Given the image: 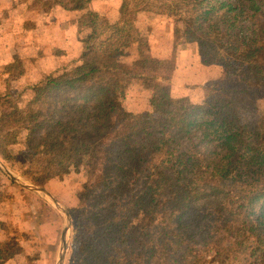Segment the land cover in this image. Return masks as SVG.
<instances>
[{
  "label": "trees",
  "instance_id": "1",
  "mask_svg": "<svg viewBox=\"0 0 264 264\" xmlns=\"http://www.w3.org/2000/svg\"><path fill=\"white\" fill-rule=\"evenodd\" d=\"M36 1L45 13L93 2ZM132 12L173 21L170 58L141 51L126 61ZM120 15L98 45L96 33L84 40L77 64L30 90L22 117L11 93L0 92V131L24 129L41 166L23 175L45 188L84 169L87 223L75 231L73 264H162L151 226L167 203L178 264H264V115L251 98L264 82V0H123ZM184 44H196L223 76L243 74L247 88L210 87L199 103L174 96ZM134 82L151 91L144 113L123 105ZM23 253L18 241H0V264Z\"/></svg>",
  "mask_w": 264,
  "mask_h": 264
},
{
  "label": "rangeland",
  "instance_id": "2",
  "mask_svg": "<svg viewBox=\"0 0 264 264\" xmlns=\"http://www.w3.org/2000/svg\"><path fill=\"white\" fill-rule=\"evenodd\" d=\"M0 2V92L8 90L11 93L18 103L19 118L32 95L30 90L43 83L46 77L77 64L85 49L84 40L90 35L96 33L93 36H97L94 41L97 45L110 35L113 31L111 26L116 25L121 17L123 5V0H93L89 9L82 12L55 7L45 13L35 5L36 0ZM88 13L91 15L88 16ZM129 19L126 26L133 44L126 50V61L139 58L141 51L158 59L170 58L174 39L172 20L150 12L133 14ZM8 49H14L15 56H11ZM61 56L64 57L57 66L54 59ZM8 60L11 63L21 62V67L16 66L12 76L5 73ZM62 65L64 68H60ZM222 69L219 65L205 63L196 44L181 45L172 79L173 95H189L185 97L199 103L210 87L247 88L243 74L223 76ZM251 91V98L264 115V82ZM150 99V89L141 82H134L127 90L123 105L133 113H144ZM26 137V131L21 128L0 131V161L15 175L34 183L23 173L30 170L35 173L41 170V166L32 158ZM3 150L4 154L1 152ZM83 170V167L71 168L70 172L52 179L45 187L67 211L71 221L64 264H73L75 231L79 225L87 223V213L79 207V196L87 184ZM173 222L174 215L167 203L157 213L151 226L162 264L179 263L175 251L178 238ZM66 228L64 214L0 171V241L16 240L25 249L24 259L9 260L5 264H58Z\"/></svg>",
  "mask_w": 264,
  "mask_h": 264
},
{
  "label": "water",
  "instance_id": "3",
  "mask_svg": "<svg viewBox=\"0 0 264 264\" xmlns=\"http://www.w3.org/2000/svg\"><path fill=\"white\" fill-rule=\"evenodd\" d=\"M0 171L5 174L9 179H11L14 183L20 185L21 187L28 189L29 191H32L33 193L39 195L42 197L45 201H47L50 205L53 206L57 211L61 212L65 215L66 222H67V228L63 235L62 240V249L61 254L59 257L58 264H64L66 255L68 253L69 248V236H70V230H71V221L70 217L67 214V211L58 203V201L51 195V193L45 189L42 188L35 183H32L26 179H24L21 176L15 175L13 172H11L3 163L0 161Z\"/></svg>",
  "mask_w": 264,
  "mask_h": 264
},
{
  "label": "crops",
  "instance_id": "4",
  "mask_svg": "<svg viewBox=\"0 0 264 264\" xmlns=\"http://www.w3.org/2000/svg\"><path fill=\"white\" fill-rule=\"evenodd\" d=\"M1 1V0H0ZM10 1H13V0H10ZM0 4H1V2H0ZM1 6V5H0ZM2 23V22H1ZM10 48H12V46H10ZM7 52H10V53H12L11 54V56H15L14 55V53H15V51H14V49H8L7 50ZM64 56H61V57H56V59H54L55 60V64L57 65L58 63H61L62 61H61V59L63 58ZM66 59V58H65ZM64 59V60H65ZM8 63H6L7 65H9L12 61H10V60H8L7 61ZM58 66V65H57ZM57 66H56V68H57ZM60 68H64L63 67V65H62V67H60ZM58 69H56V71H57ZM48 71V70H47ZM47 71H45V73H48ZM24 82H26L25 80H24ZM185 96H188V97H190L189 95H185ZM184 96V97H185ZM52 181V180H51ZM32 192V191H31ZM33 193V192H32ZM35 194V193H34ZM37 195V194H36ZM25 250V249H24ZM18 259H24V253L22 254V255H20V256H17L16 258H14V260H18ZM13 260V259H12Z\"/></svg>",
  "mask_w": 264,
  "mask_h": 264
}]
</instances>
